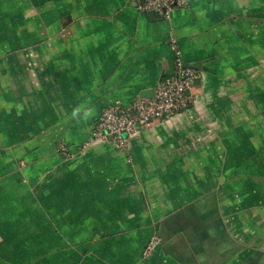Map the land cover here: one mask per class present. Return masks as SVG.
I'll list each match as a JSON object with an SVG mask.
<instances>
[{
    "label": "crops",
    "instance_id": "obj_1",
    "mask_svg": "<svg viewBox=\"0 0 264 264\" xmlns=\"http://www.w3.org/2000/svg\"><path fill=\"white\" fill-rule=\"evenodd\" d=\"M178 56L182 111L90 141ZM0 264H264V0H0Z\"/></svg>",
    "mask_w": 264,
    "mask_h": 264
},
{
    "label": "built area",
    "instance_id": "obj_2",
    "mask_svg": "<svg viewBox=\"0 0 264 264\" xmlns=\"http://www.w3.org/2000/svg\"><path fill=\"white\" fill-rule=\"evenodd\" d=\"M191 0H137V10L153 13L161 19L169 18V11L185 8ZM198 72L184 67L180 57L175 61V71L158 85L152 98H136L128 106L112 105L102 109L90 141H110L124 148L129 137L149 126L153 121L167 119L188 104L193 83ZM63 153L65 149L63 148ZM160 239L153 235L147 242L143 257L148 258Z\"/></svg>",
    "mask_w": 264,
    "mask_h": 264
},
{
    "label": "water",
    "instance_id": "obj_3",
    "mask_svg": "<svg viewBox=\"0 0 264 264\" xmlns=\"http://www.w3.org/2000/svg\"><path fill=\"white\" fill-rule=\"evenodd\" d=\"M150 17L155 20L156 17L153 13H150ZM185 67L187 68H193V69H197V70H201V64L199 62H195V63H185L184 64ZM198 82V80H195L194 83ZM141 95L145 96L146 98H152V92L150 91H145V92H142Z\"/></svg>",
    "mask_w": 264,
    "mask_h": 264
}]
</instances>
